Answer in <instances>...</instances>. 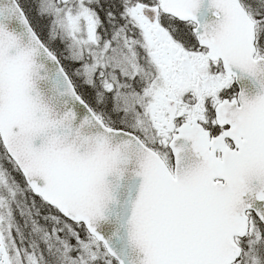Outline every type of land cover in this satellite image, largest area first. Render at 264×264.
I'll use <instances>...</instances> for the list:
<instances>
[{
    "label": "snow or ice",
    "instance_id": "6c2138e0",
    "mask_svg": "<svg viewBox=\"0 0 264 264\" xmlns=\"http://www.w3.org/2000/svg\"><path fill=\"white\" fill-rule=\"evenodd\" d=\"M0 264H264V0H0Z\"/></svg>",
    "mask_w": 264,
    "mask_h": 264
}]
</instances>
